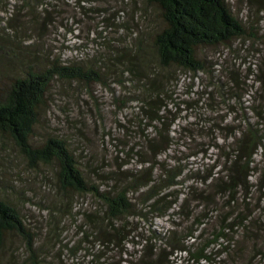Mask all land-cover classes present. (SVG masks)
Here are the masks:
<instances>
[{
  "label": "trees",
  "instance_id": "1",
  "mask_svg": "<svg viewBox=\"0 0 264 264\" xmlns=\"http://www.w3.org/2000/svg\"><path fill=\"white\" fill-rule=\"evenodd\" d=\"M246 1L258 10L243 18L229 0H144L158 16L150 33L133 29L128 44L98 28L95 55L74 61L50 48L53 0H0V135L32 165L55 166L63 203L90 196L101 205L79 212L73 245L53 248L40 245L20 209L0 198V264L11 234L25 247L22 264H67L64 250L70 264H264V163L257 162L264 160V0ZM101 4L108 2L76 0L70 29L102 14ZM22 12V26L12 25ZM223 47L251 58L220 65L205 55ZM180 71L209 84L194 97L174 94L167 86H177ZM111 76L138 94H113L133 110L108 133L116 165L93 179L66 139L49 135L36 144L34 134L56 79L90 85Z\"/></svg>",
  "mask_w": 264,
  "mask_h": 264
},
{
  "label": "rangeland",
  "instance_id": "2",
  "mask_svg": "<svg viewBox=\"0 0 264 264\" xmlns=\"http://www.w3.org/2000/svg\"><path fill=\"white\" fill-rule=\"evenodd\" d=\"M75 1L53 0L55 7L58 6L57 28L63 24L67 27H63L66 28L65 30H58L56 27L52 29L50 38L53 41L50 42V48L53 54H61L65 60H83L88 54L95 55L96 51L92 48H96V43L91 40L95 37V31L98 28L106 26L110 37H125L128 44H131L133 29L137 32L139 29H146L148 31L145 32L150 33L153 26L159 24L157 11L150 6H145L144 0H107L108 4L100 5L102 14H90L81 20L78 19L80 22L72 25L70 29L72 22L68 21L72 17L78 18ZM229 1L234 6L235 12L243 18L248 17L249 10L252 15L258 10V5L251 8L246 0ZM123 9L127 14L118 16ZM3 14L0 12V16H4ZM21 14V16H14L12 25L22 26L27 13ZM4 27L5 23L0 24V29ZM9 33L13 34L12 31ZM82 42L87 46L83 47ZM149 43L146 41V54L152 57ZM102 52L106 56H112L104 49ZM243 52L231 55L232 52L224 47L209 48L205 55L209 60L218 62L220 65L237 62L235 65L239 66L241 62L251 58H242ZM251 60L254 61V58ZM258 62L259 59L256 63ZM252 77L248 81L249 85L253 83ZM178 78L177 86H167L174 94H191V97H194L195 94H201L203 87L209 84V79L205 75L192 76L180 71ZM245 88L248 94L255 90L251 87ZM113 94L120 97L123 94L138 93H135V89L129 84H118L113 76L107 78L104 84L90 85L56 79L51 84L40 124L35 129L34 142L40 144L49 135L60 136L68 141L71 150L89 170L93 179L107 174L110 167L116 165L117 154L114 142H111L112 139L108 133L114 126H119L118 122L115 123L117 120L121 123L125 122L126 115L133 110L129 108L130 106L121 105L119 100L116 102ZM195 112L196 110H190L192 116ZM257 162L258 167L262 168L263 157L259 156ZM0 198H7L20 209L25 223L33 231L40 245L48 243L53 248L56 242H63V244L71 242L73 245L81 237L79 226L82 218L79 212L101 206L90 196H73L69 203H63L58 192L55 166L32 165L13 140L9 136L2 135H0ZM161 224H165L164 221H161ZM8 240L9 245L6 247L2 264H22V259H19L25 254L22 240L13 234ZM59 245L55 248L53 256L58 254ZM44 252L46 250L43 249ZM62 256L67 264L74 259L66 250L63 251Z\"/></svg>",
  "mask_w": 264,
  "mask_h": 264
}]
</instances>
